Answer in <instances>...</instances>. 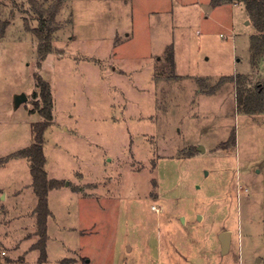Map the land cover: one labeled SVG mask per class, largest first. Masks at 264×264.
Wrapping results in <instances>:
<instances>
[{
	"label": "rangeland",
	"instance_id": "374dc122",
	"mask_svg": "<svg viewBox=\"0 0 264 264\" xmlns=\"http://www.w3.org/2000/svg\"><path fill=\"white\" fill-rule=\"evenodd\" d=\"M39 12L53 15L41 61ZM255 32L242 3L0 0V264H264V111L239 110L221 78L264 82ZM35 76L53 102L44 168L64 182L44 263L29 161L12 157L41 120Z\"/></svg>",
	"mask_w": 264,
	"mask_h": 264
},
{
	"label": "trees",
	"instance_id": "16d2710c",
	"mask_svg": "<svg viewBox=\"0 0 264 264\" xmlns=\"http://www.w3.org/2000/svg\"><path fill=\"white\" fill-rule=\"evenodd\" d=\"M221 3H242L247 12L250 13L255 33L249 37V63L252 67H257L258 62L264 58V0H211V5L215 6ZM39 26L34 29L40 41L37 45L36 52L39 60H44L50 52V35L49 22L53 19L50 14L49 20L42 13H38ZM165 61L173 70L174 51L171 44L165 46ZM221 78L234 82L236 85L235 98L237 107L246 114L261 113L264 111V82L256 83L249 87L246 84L247 76L242 73H233V75L221 76ZM35 86L37 90L33 92L36 100L32 111H37L41 120L32 123L33 141L28 147L15 151L12 157H24L29 161V171L31 174V188L36 197L35 202V222L36 235L38 240L34 243L33 249L38 250V262L44 263L47 259V218L50 216V208L47 200L49 190L61 187L64 182L61 179L48 177L44 166L46 155L43 151L42 141L43 133L48 125L52 123V94L51 86L40 76H35ZM236 134L233 132L227 140V144L234 145Z\"/></svg>",
	"mask_w": 264,
	"mask_h": 264
},
{
	"label": "water",
	"instance_id": "95a60500",
	"mask_svg": "<svg viewBox=\"0 0 264 264\" xmlns=\"http://www.w3.org/2000/svg\"><path fill=\"white\" fill-rule=\"evenodd\" d=\"M26 99V96L24 93H21L15 97V103L19 104V102L24 101ZM229 232L228 231H222L220 232L219 240L221 245V250L226 252L229 244Z\"/></svg>",
	"mask_w": 264,
	"mask_h": 264
},
{
	"label": "crops",
	"instance_id": "0c3cea01",
	"mask_svg": "<svg viewBox=\"0 0 264 264\" xmlns=\"http://www.w3.org/2000/svg\"><path fill=\"white\" fill-rule=\"evenodd\" d=\"M62 187V186H61ZM60 188V187H59ZM11 191V194H12V196H11V201H13V200H15L16 199V195H15V193L17 192L16 190L14 191V190H10ZM8 193H9V191H5V199H8ZM17 194H18V192H17ZM15 195V196H14ZM48 196H49V193H48ZM48 196H47V200H48ZM36 202V201H35ZM50 208V207H49ZM50 211L52 212V210H51V208H50ZM53 213V212H52Z\"/></svg>",
	"mask_w": 264,
	"mask_h": 264
},
{
	"label": "built area",
	"instance_id": "2783aa9c",
	"mask_svg": "<svg viewBox=\"0 0 264 264\" xmlns=\"http://www.w3.org/2000/svg\"><path fill=\"white\" fill-rule=\"evenodd\" d=\"M152 208H154L156 211H158V208H156V207H154V206H152ZM3 253V252H2Z\"/></svg>",
	"mask_w": 264,
	"mask_h": 264
}]
</instances>
